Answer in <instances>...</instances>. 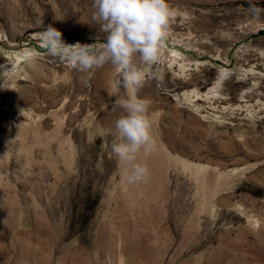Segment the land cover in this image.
<instances>
[{
    "label": "rangeland",
    "instance_id": "1",
    "mask_svg": "<svg viewBox=\"0 0 264 264\" xmlns=\"http://www.w3.org/2000/svg\"><path fill=\"white\" fill-rule=\"evenodd\" d=\"M168 2L140 93L157 148L139 159L148 182L128 184L99 135L123 115L116 69L73 70L39 38L42 19L66 43L103 42L92 0H0V264H264V14Z\"/></svg>",
    "mask_w": 264,
    "mask_h": 264
},
{
    "label": "clouds",
    "instance_id": "2",
    "mask_svg": "<svg viewBox=\"0 0 264 264\" xmlns=\"http://www.w3.org/2000/svg\"><path fill=\"white\" fill-rule=\"evenodd\" d=\"M92 8L93 23L106 34L103 42L97 37L91 44L66 43L61 31L51 24L43 28L42 19L37 21L43 29L39 38L49 55L67 61L73 70L91 74L105 65L116 69L108 95L115 97L113 110H122L123 115L116 119L114 131H101L99 135L113 137L109 146L113 156L124 165L127 183H146L150 169L139 159L156 150L157 140L150 113L152 100L140 93L156 78L152 69L161 58L176 12L168 0H92ZM247 12L259 18L264 8L248 0ZM34 60L31 56L29 63ZM228 77L227 71L221 73L214 90H221ZM122 90L126 95L121 96Z\"/></svg>",
    "mask_w": 264,
    "mask_h": 264
},
{
    "label": "bare ground",
    "instance_id": "3",
    "mask_svg": "<svg viewBox=\"0 0 264 264\" xmlns=\"http://www.w3.org/2000/svg\"><path fill=\"white\" fill-rule=\"evenodd\" d=\"M173 44V43H172ZM175 44V43H174ZM172 49V48H171ZM174 50V49H173Z\"/></svg>",
    "mask_w": 264,
    "mask_h": 264
}]
</instances>
